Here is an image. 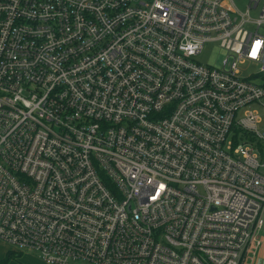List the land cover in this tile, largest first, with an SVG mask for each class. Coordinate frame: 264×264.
<instances>
[{"label":"built area","instance_id":"1","mask_svg":"<svg viewBox=\"0 0 264 264\" xmlns=\"http://www.w3.org/2000/svg\"><path fill=\"white\" fill-rule=\"evenodd\" d=\"M215 41L219 66L198 58ZM263 73L264 0H0V240L47 264H245Z\"/></svg>","mask_w":264,"mask_h":264},{"label":"rangeland","instance_id":"2","mask_svg":"<svg viewBox=\"0 0 264 264\" xmlns=\"http://www.w3.org/2000/svg\"><path fill=\"white\" fill-rule=\"evenodd\" d=\"M236 6L238 9L242 12L247 10L248 7V0H234ZM252 17L256 18L259 15V9H253L251 10ZM227 51L220 47L219 42H209L205 45L203 53L198 57L203 63H213L217 66L221 65L224 58L227 56ZM239 69L241 70V76L248 77L249 74H256L257 72V65L254 63H250L247 61L246 63H240ZM257 82H260L264 85V73L262 75H259V77L256 79ZM260 129L264 130V114H263V122L259 125ZM263 218H264V212H263ZM257 241H260V244H257ZM256 252L253 256V264H264V226L261 230L258 231L256 235ZM9 248V245H7L5 242L0 240V264L3 263V260L6 257L5 253L7 249ZM30 258L34 259L37 264H43L40 262L36 257L32 256L34 255L33 252L28 251L27 252ZM6 264H33L30 263L26 257H14L11 258L10 261H8Z\"/></svg>","mask_w":264,"mask_h":264},{"label":"crops","instance_id":"3","mask_svg":"<svg viewBox=\"0 0 264 264\" xmlns=\"http://www.w3.org/2000/svg\"><path fill=\"white\" fill-rule=\"evenodd\" d=\"M8 245V244H7ZM9 250H13V251H16L14 250V248L12 246L9 245V248L7 249V251L5 253H7ZM18 252V251H16ZM255 252H256V244L255 242H252L249 246H248V249L245 251L244 253V258H245V264H253V256L255 255ZM21 256L20 257H26L27 260L30 262V263H33V264H37V262L32 259V257L30 258V256L28 255L27 252H20ZM32 256L36 257L40 262H42L43 264H47L45 263L44 261H42L38 256H36L35 254Z\"/></svg>","mask_w":264,"mask_h":264},{"label":"trees","instance_id":"4","mask_svg":"<svg viewBox=\"0 0 264 264\" xmlns=\"http://www.w3.org/2000/svg\"><path fill=\"white\" fill-rule=\"evenodd\" d=\"M21 256L20 252H16V251H13V250H9L6 254V257L5 259L3 260V263H7L8 261H10L11 258H14V257H19Z\"/></svg>","mask_w":264,"mask_h":264},{"label":"clouds","instance_id":"5","mask_svg":"<svg viewBox=\"0 0 264 264\" xmlns=\"http://www.w3.org/2000/svg\"><path fill=\"white\" fill-rule=\"evenodd\" d=\"M155 6H156V7H160L159 4H156ZM260 44H261V42H260L259 40H257V41L253 44L252 49H251V53H250L251 56H253V57L256 56L257 49L260 47Z\"/></svg>","mask_w":264,"mask_h":264},{"label":"snow or ice","instance_id":"6","mask_svg":"<svg viewBox=\"0 0 264 264\" xmlns=\"http://www.w3.org/2000/svg\"><path fill=\"white\" fill-rule=\"evenodd\" d=\"M257 54V53H256Z\"/></svg>","mask_w":264,"mask_h":264}]
</instances>
